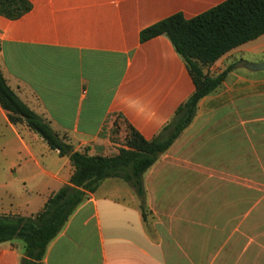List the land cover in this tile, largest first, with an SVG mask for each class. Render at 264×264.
Wrapping results in <instances>:
<instances>
[{
    "label": "crops",
    "instance_id": "crops-1",
    "mask_svg": "<svg viewBox=\"0 0 264 264\" xmlns=\"http://www.w3.org/2000/svg\"><path fill=\"white\" fill-rule=\"evenodd\" d=\"M28 1L20 19L0 16L2 77L73 151L110 157L126 123L152 140L194 92L169 40L140 43V31L227 0ZM263 61L264 35L204 70L231 68L144 172L145 219L129 183L105 179L42 264H264V71L243 67ZM72 173L67 157L0 107V216H35ZM23 252L15 240L1 243L0 264H20Z\"/></svg>",
    "mask_w": 264,
    "mask_h": 264
},
{
    "label": "trees",
    "instance_id": "trees-1",
    "mask_svg": "<svg viewBox=\"0 0 264 264\" xmlns=\"http://www.w3.org/2000/svg\"><path fill=\"white\" fill-rule=\"evenodd\" d=\"M32 8L28 0H0V16L15 21ZM264 35V0H227L191 19L180 13L139 33L145 43L165 36L186 65L194 92L152 140H145L127 123L123 147L110 157L73 151L66 135H59L23 104L0 73V107L11 124L24 122L52 151L67 157L73 173L69 184L51 196L33 217L0 216V244L19 240L24 252L20 264H42L48 244L63 229L70 215L93 194L102 181L119 178L129 183L146 217L142 176L192 122L198 102L224 81L228 68L216 77L205 73L231 50Z\"/></svg>",
    "mask_w": 264,
    "mask_h": 264
},
{
    "label": "water",
    "instance_id": "water-1",
    "mask_svg": "<svg viewBox=\"0 0 264 264\" xmlns=\"http://www.w3.org/2000/svg\"><path fill=\"white\" fill-rule=\"evenodd\" d=\"M243 67L253 72L264 71V61L258 64H243Z\"/></svg>",
    "mask_w": 264,
    "mask_h": 264
},
{
    "label": "rangeland",
    "instance_id": "rangeland-1",
    "mask_svg": "<svg viewBox=\"0 0 264 264\" xmlns=\"http://www.w3.org/2000/svg\"><path fill=\"white\" fill-rule=\"evenodd\" d=\"M245 58L248 59V61H249L251 58H253V56L246 55ZM15 241L18 242V243H20V244H22L19 240H15Z\"/></svg>",
    "mask_w": 264,
    "mask_h": 264
}]
</instances>
